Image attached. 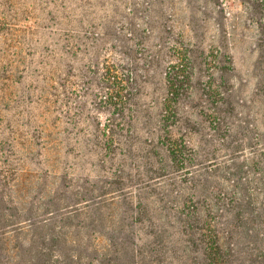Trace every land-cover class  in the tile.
<instances>
[{"label":"rangeland","instance_id":"rangeland-1","mask_svg":"<svg viewBox=\"0 0 264 264\" xmlns=\"http://www.w3.org/2000/svg\"><path fill=\"white\" fill-rule=\"evenodd\" d=\"M261 19L264 0H0V264L35 233L37 264H204L208 225L228 264H264ZM221 89L244 106L218 127Z\"/></svg>","mask_w":264,"mask_h":264},{"label":"trees","instance_id":"trees-1","mask_svg":"<svg viewBox=\"0 0 264 264\" xmlns=\"http://www.w3.org/2000/svg\"><path fill=\"white\" fill-rule=\"evenodd\" d=\"M263 20L264 19H261V21L258 22V25H259V28H258L259 29V38H258L259 56L257 57L258 59L255 64V72L257 74V87H256L255 95L259 98V101L263 107L262 117L264 119V21ZM170 82L174 86V89H175V92L173 93L172 96L174 98H177L179 87L184 81L182 80V78H180L179 74L176 73L175 77H172V79L170 77ZM233 93H235V91L233 90L222 91V89L214 92V95L212 97L213 109H211L210 111L211 113L208 114L209 118L214 123V125L220 127L226 124L229 116L236 118V116L238 115L237 106H244L242 104L244 103V101L237 102V103L233 101V96H234ZM41 98L42 100H45L48 98V95L42 93ZM235 124L236 125H234V129H232V131L236 130L238 132L239 130H241V128L246 127L245 125L248 126V124L250 123L242 119L241 122L237 123L236 121ZM230 132H231V127H230ZM257 137L259 138L255 140V143H254L255 145H252V148L254 150V155H256V158L259 160V162L256 165L260 167L261 170H263L261 174L262 177L260 178V184H261L260 186L262 187L259 189V192H258L259 194L262 195V201L258 203V204H261V208H260L261 211H256L257 213L254 212L253 214H258V216H262L264 214V129L263 131L260 132L259 136ZM56 140L55 139L50 140V144L46 141L45 142L46 149H53V145H55L54 147H56L59 144V142L57 143ZM247 140H250V139L247 138ZM179 143H180L179 140L174 139L173 137L170 139L169 143H167L168 155H169V158L172 160L173 164L184 163V161H182L184 152L182 150V145H180ZM22 179H24V177ZM22 185L24 187L27 186V181L26 180H24V182L22 181ZM244 199L246 200V202L254 203L256 198H254L253 194L246 191ZM49 210L50 209H46L45 212H48L49 214H53ZM75 212L77 213L78 210L74 211V213ZM27 217L28 218L31 217L30 222H33V220L37 218V213L34 207L29 210V214L27 215ZM262 220L264 221V215H263ZM44 222H47V220L39 221L37 224H35V226L41 223H44ZM184 224H185L184 226L186 227V230L189 233V236L193 237L194 234H192L189 231L191 221H187ZM24 230H25L24 227H21L16 232H21ZM198 232H199V235L201 236L200 241L202 243L203 250H204L203 258L200 261H204V264H228L226 262L227 257H226V252H225V245L223 244L222 238L220 237L219 233L214 232L212 228L210 227V225H208V227H203L201 231H198ZM33 236L34 237L32 240L31 248H29L28 252H24L27 255L29 253V256H30L28 257L29 259L26 261L27 264H37L42 260V257H43V251H41V248H40L41 244L37 242L39 238V234L35 233ZM262 236H263L262 240L264 244V231H262ZM47 238L49 239L48 236H42L41 240L44 241ZM37 252L38 254L36 255V257H34V255ZM130 253H131L130 260L132 261L137 256L134 253L132 255V248L130 250ZM74 258L75 257H73V261H74ZM104 262H105V259H104ZM40 264H44V263H40Z\"/></svg>","mask_w":264,"mask_h":264}]
</instances>
